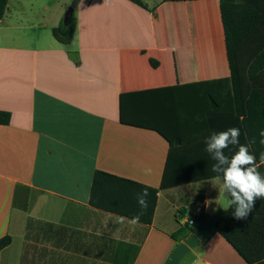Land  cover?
<instances>
[{
	"label": "crops",
	"instance_id": "obj_1",
	"mask_svg": "<svg viewBox=\"0 0 264 264\" xmlns=\"http://www.w3.org/2000/svg\"><path fill=\"white\" fill-rule=\"evenodd\" d=\"M71 1L8 0L0 19V111L10 115L0 125V239L11 238L0 264H166L184 241L172 235L197 206L207 218L229 208L205 139L238 128L239 144L225 155L250 145L260 166L264 123L247 121L226 82L219 0H141L146 9L80 0L64 45L52 30ZM241 81L239 95L259 91L264 102V70ZM120 97L128 115L155 119L186 145L172 158L173 171L200 180L160 189L169 143L122 124ZM97 171L157 189L151 224L133 231L91 207ZM198 259L264 264V228L230 242L216 228L180 264Z\"/></svg>",
	"mask_w": 264,
	"mask_h": 264
},
{
	"label": "trees",
	"instance_id": "obj_2",
	"mask_svg": "<svg viewBox=\"0 0 264 264\" xmlns=\"http://www.w3.org/2000/svg\"><path fill=\"white\" fill-rule=\"evenodd\" d=\"M8 0H0V19L3 17ZM143 9H146L141 0H127ZM163 2H182L195 0H162ZM220 16L223 25L225 46L231 78L226 82L231 83L234 89L235 103L242 111L246 110L247 121L264 123V102L259 91H252L248 99L239 95L242 87L241 80L245 75H251L259 70H264V0H219ZM75 20L65 27L61 23L52 30L53 37L61 44L67 45L73 39ZM153 68L158 66L154 60H150ZM124 97H120V122L122 124L137 126L156 131L170 146L168 160L162 177L160 189H167L182 184L196 182L199 176H184L180 172L173 171L172 158L179 148L180 153L186 151L182 141L172 137L164 131L155 119L134 118L128 115L123 107ZM10 115L0 111V125H7ZM246 125V121L243 123ZM261 176H264V164L258 168ZM147 189L149 196L148 207L141 216L140 224L149 225L152 222L157 201L158 190L139 184L134 181L122 179L104 172H95L92 178L89 204L91 207L116 216L131 218L141 211L137 202V194ZM233 208L220 211L222 217L217 225L219 233L227 240L233 241L239 236L264 228V198L257 199L255 208L245 220H237L233 216ZM209 218L196 217L194 226L185 225L172 235L174 240H185L194 231L204 224ZM11 238L5 236L0 239V252L8 247Z\"/></svg>",
	"mask_w": 264,
	"mask_h": 264
},
{
	"label": "clouds",
	"instance_id": "obj_3",
	"mask_svg": "<svg viewBox=\"0 0 264 264\" xmlns=\"http://www.w3.org/2000/svg\"><path fill=\"white\" fill-rule=\"evenodd\" d=\"M83 0H81V4ZM240 130L229 128L220 132H212L204 141L205 151L210 154L215 163L211 167L213 173L218 175L216 180H221L219 191L229 197L228 205L233 208V216L237 220H245L255 208L257 199L264 198V176L258 171L259 165L256 156L249 151L250 145H239L231 157L225 155L224 149L230 145L239 144ZM261 144H264V129L260 132ZM251 143H255L253 139ZM260 164H264V153L260 155ZM150 174L151 169L144 170ZM149 193L147 189L137 194V202L141 211L131 218L116 217V222L127 225L131 230L139 225L144 210L148 207ZM226 211V209H225ZM196 264H200L199 259Z\"/></svg>",
	"mask_w": 264,
	"mask_h": 264
},
{
	"label": "water",
	"instance_id": "obj_4",
	"mask_svg": "<svg viewBox=\"0 0 264 264\" xmlns=\"http://www.w3.org/2000/svg\"><path fill=\"white\" fill-rule=\"evenodd\" d=\"M79 2L80 0L71 1L62 19L63 26H69L74 11ZM221 217L222 213L218 212L215 215L211 216L204 224L199 226L191 236L186 238L183 243H180L175 247L166 264H180L190 250L196 248L200 243L204 242L216 229Z\"/></svg>",
	"mask_w": 264,
	"mask_h": 264
},
{
	"label": "built area",
	"instance_id": "obj_5",
	"mask_svg": "<svg viewBox=\"0 0 264 264\" xmlns=\"http://www.w3.org/2000/svg\"><path fill=\"white\" fill-rule=\"evenodd\" d=\"M203 215V211L201 209L200 206H197L194 210V216L190 217L187 221H186V225L188 226H194V220L196 217H200Z\"/></svg>",
	"mask_w": 264,
	"mask_h": 264
}]
</instances>
